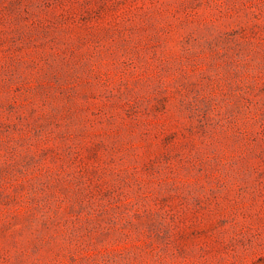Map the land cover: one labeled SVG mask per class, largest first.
Here are the masks:
<instances>
[{
    "label": "rangeland",
    "instance_id": "1",
    "mask_svg": "<svg viewBox=\"0 0 264 264\" xmlns=\"http://www.w3.org/2000/svg\"><path fill=\"white\" fill-rule=\"evenodd\" d=\"M0 264H264V0H0Z\"/></svg>",
    "mask_w": 264,
    "mask_h": 264
}]
</instances>
